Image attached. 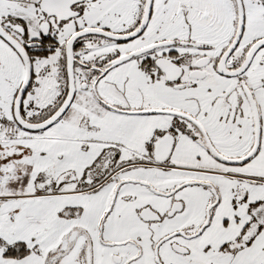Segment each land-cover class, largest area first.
I'll use <instances>...</instances> for the list:
<instances>
[{
  "label": "snow or ice",
  "instance_id": "1",
  "mask_svg": "<svg viewBox=\"0 0 264 264\" xmlns=\"http://www.w3.org/2000/svg\"><path fill=\"white\" fill-rule=\"evenodd\" d=\"M0 264H264V0H0Z\"/></svg>",
  "mask_w": 264,
  "mask_h": 264
}]
</instances>
